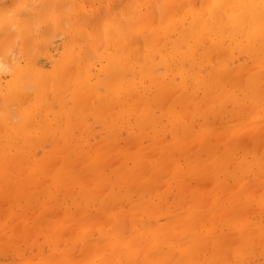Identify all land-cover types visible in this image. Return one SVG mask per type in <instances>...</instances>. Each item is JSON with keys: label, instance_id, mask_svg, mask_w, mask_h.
I'll return each mask as SVG.
<instances>
[{"label": "bare ground", "instance_id": "6f19581e", "mask_svg": "<svg viewBox=\"0 0 264 264\" xmlns=\"http://www.w3.org/2000/svg\"><path fill=\"white\" fill-rule=\"evenodd\" d=\"M95 1H98V2H101L104 4V14H102V16H100V13H96V15H95V13L90 10V12H92L91 17H90V14L84 13L87 11H83V10H85L84 8H86V7L92 8V4ZM120 1L125 2L126 0L125 1L120 0ZM198 1L199 0H167V2L165 3V5L163 7V10H160L159 17H161V18L158 19L157 16L154 15L153 13L151 15V12H152L151 10L153 9V7L151 5H149V3H145V4L141 5V4H138V0H130L129 3L127 0V3L125 4V6H122L120 8L121 10H124V11H121V12H123L122 15H125L127 13V18L125 20L123 18V20H124L123 21V20H120L122 18L119 19V16L120 17H122V16L119 15L118 12L116 13L118 5H117L116 10H115L114 0H0V129L2 130V134H3L2 137L0 135V139L2 138V142H3L4 138H5V140H8L9 143L14 142L15 143V144L13 143L14 146L10 147V149L15 148L16 145L20 144L21 140L26 139V138L23 139L22 137H24L25 135L27 136V134L31 133L32 131H33L32 132V134H33L35 131L38 130L37 128L41 127L45 132L48 130V127H49V129H51V127L48 126L49 123H51V122L52 123L55 122V124H53V126H52L53 128L56 127V125H58V128H63L65 126H66V128H70L67 125L69 124L68 122H70V119H71V123L69 126H71L72 124L76 125V126L72 125L73 127L71 126V128L69 129V133H68V131L64 132V136L61 139L62 140L64 139L65 142H67L68 140H66V136L70 137V135H71V137L73 139L67 138V139H70V141L72 140L71 142L68 141L70 143V146L68 148L69 149H72L70 147H73V148L77 147V148L75 150L74 149H72V150L68 149V151H71V152L67 153L68 157L67 158L65 157L66 159H64V158L62 159V157H64V156L58 155L59 157L62 156L60 158L57 157L59 160H61V161L63 160V162H61L62 166L60 165V167L59 166L53 167L51 169V171H53V172H51V174L54 176L55 174H53V173H55V171H57V174H60L61 171H62V173L60 176H58L57 174L55 175L59 179H57L56 177H53V176H52L53 178L49 177V179L52 180V182H56V181L59 182V180L61 182V180H62V182L64 183V181L67 182V179H66L67 177H69V178L71 177L72 179L74 178L73 181H75V180H77L76 178L80 177L79 171L81 169H85V168L91 169V170L93 169L92 171L95 170V173L98 174L99 173L98 172V170H99L98 166H96L95 168L94 167L90 168L91 165L87 164L89 166V167H87V165L85 164V162H86L85 160L89 161V159L92 158V155L90 152H89L90 153L89 156H91V157H88L86 155L83 156V154H82V158L83 157L85 158V159H83V161H85V162H83L82 165L84 166V164H85L86 167L85 166H84V168H83V166H82V168L80 167L81 169L78 170V173H76V172L74 173L72 171L70 165L73 162L71 163L69 161L71 159H68L69 156L70 157H72L73 155L77 156V153L80 151H83V153L85 152L84 149L79 150L80 148H82L80 146L81 145L84 146V144L80 143L81 142L80 140H82V139L79 140V137H78L79 133L78 132H80V135H82L81 133L84 131L86 132L88 128H86V127L83 128V125H85V124H81L82 127H79L78 129L83 128L85 130L84 131H83V129L80 131L77 130L75 133L76 137H75L73 131H75L74 129H77L76 127H77V124L79 123V121L81 122L83 118H86L88 120V118L91 117V116L87 117V115H90V113L88 114L87 112H85L88 110L90 112H92V110L89 109L90 106L89 107L87 106V108H86V106H84V105H87V104L92 105L94 103L95 106L94 105H92V106L96 110H94L91 106V108L93 109V112L95 111L94 114H96V112L102 113V115H99L101 118L98 116L99 117L98 122L100 120V124L103 123L104 118L105 119H106V117L111 118L114 111L113 112L111 111L112 113H110L108 115L107 114L108 110L109 111H110V109L113 110L116 107V109H118V110L117 111L115 110V113L113 115V119L115 121L112 119L113 120V121L111 120L112 124H113V122H116V120H118L117 122H119V125H121L120 122L122 120L123 122H125L123 127H125V125L127 123V124H129L127 126L130 127V130H134L135 128H137L138 135H137V132L136 133L134 132L136 135L135 138H137V137L139 138V136H141V135H139V133L141 134V131H140L141 129L143 130V135H145V134L147 135L148 131L151 132V134H153V133L159 131V129H160V131H164L163 128L165 127L166 124H169V127L165 128L166 132L169 131L170 133H172V131H174L176 133V132L181 131V133H178V134L174 133V135H176V142L178 143L177 148H171V147L169 148V146H166V145L161 146V148H157L158 150L156 152H154L155 154H157L155 156V158H156L155 160H154V158H152L153 157L152 155L149 156L150 158L153 159L152 162L155 161V162H153L154 165H151L152 163L149 161L151 159L148 157V155H145L144 151H143L144 154L140 155L139 152H142L141 150H143V149H141L139 147V145H137L138 149L136 147V149L138 150V151H136L137 153L134 152L133 154H132L133 151L131 153H130V151L129 152L126 151L127 152V154H126L125 150L119 149L122 151L120 153H122V154L124 153L125 156L122 157V155L119 153L120 156L117 158H119L121 161H123L124 165L118 159V161L121 162L120 166H122V167L119 166V169L118 170L116 169V172L118 171L117 173L115 171H114V173H112V172L111 173H112V176L116 175V177L113 176V178H115V180L117 178V180L119 181V179H120V181L117 182V180L115 181L114 179L110 178V182H108L107 179L105 181L103 179V181L101 183H106V184H104V186L109 185V184H107V182L112 184L111 180H114L115 182H117V184L114 181H113L114 182L113 184L118 185V186L120 185V187L115 186L113 184H112V186L121 188L122 187L121 184L125 183L124 177L129 176L128 177L129 179L126 178V179H128V180H126V183L129 182V183H127V188L129 187V189H130V187H132V185L134 184L132 177L134 179L136 177V175L140 176V174H138V173H141L140 171H142V169L147 170L146 172H147L149 178L151 179V177H152L153 179H151V180H153V181H158L160 178L159 177L160 174H161V176L163 174L167 175L168 170H169L170 175L168 174L166 178L168 179L169 176H171V177L173 176L171 180L170 179L166 180L168 182L169 187L172 186L170 181H172L173 184L176 183L174 185L178 186L179 185L178 183L181 182L180 181L181 179H179L178 181H174L173 179H175V180L178 179L183 168L180 167L181 165L179 163H177L178 161H176V162L173 161L174 156H168V154L170 151H173V149L175 151L177 150V153H181L182 151L187 150L188 146L190 148V144H195V142H197V143L199 142V150L197 149V151L195 153V157L192 160L189 158H184V160H185L184 163L186 162V160L187 161L189 160L188 164H185V165H187V169L189 168L190 173H192V172L194 173L193 175L196 178H198V179L200 178V180H201V178L202 179L207 178L206 173H207L208 169H211L210 172L212 171V175L214 177L212 176L210 178L213 180V183H214V181L218 182V180H219V182L216 184L218 187V184L221 185L223 183V181L224 182L227 181L226 179H228L229 177H233V178H229V180L234 179L233 181L234 182L237 181L236 183L239 186L241 185L242 180H244L243 179L244 177L246 178V177L250 176L248 178H250V179L253 178V181H254V178H257L258 177L257 175H259V174L260 175L262 174L261 176L264 177V153H261L264 151H260L257 148H256L257 149L256 150L255 149L256 145L253 147V149H251V151L250 150H244L245 148H243L241 146L242 144L240 142L241 145L235 144L234 147L230 146L231 148H233V152H232V150H230L231 149L230 147H227V149L230 148L229 150L231 151V153L229 152V150L228 151L226 150L227 152L223 153V151H222L221 152L222 154H215V152L211 149V145H212V142H214L213 139H215V136L217 134L216 129L212 133L210 132L211 134H210L209 138H211V139L213 138L212 139L213 141H212L211 139H209L207 137H205V138L203 137L204 138L203 139V138H201L202 136L201 137L196 136L199 133H197L196 135H193V132L188 128V126L184 127V126H182L183 125L182 123H181L182 124L181 125V124H179L180 122L177 121V119H180V114H181V118H182L180 121H183L184 116L188 115L187 117L190 118L189 116L192 115V117H193L196 115V113L199 114L202 111L205 112L202 116V118L204 117V119H205L206 116H204V115H206L209 112L211 114L213 111L219 112V109L224 108V106L226 105V102L228 101V102H230V104L228 103V105L230 107L232 106L231 107L232 111H230V113H232V114L234 113V116H236L237 119H240V121H241V120L245 119L246 117L249 118V119L246 118V120H248V121H246V120L245 121L247 122V125L249 124L248 125L249 127L252 125L253 129H250V131H251V133L253 132V135L255 133H257V131L261 130L260 127H264V125H261V124H264V121H261L260 124H258V127H256L257 124H255L257 121L254 122V120H256V119H258V122H259L260 119L262 117H264V115H262L264 113H260L262 108H264V107H262V104H264V0H200L199 6H197ZM176 3L178 4L179 11L183 10V13L180 11V13H182L183 16L180 13H177V14H179V16H177L175 18L174 15H176V12L178 11V7H176L177 11L175 10L173 12L172 10H174ZM115 4H117L116 1H115ZM180 8H182V9H180ZM33 14H35L34 15V21L41 20V25L37 24L39 27L38 29L41 30L40 34H38L39 30L37 29V27H33L34 26L33 24L31 26V22L33 20L32 19ZM85 14L88 15V17ZM92 15H94V16H92ZM180 15H181V18H180ZM98 16H100V17L98 18ZM151 16L153 18H155L156 21L158 20L157 23L155 20H153L151 18ZM100 18H101V21L105 23L104 25H107V27L104 29H101L96 24V23H98ZM149 19H150V21H149ZM146 21H147L148 25L150 26V29H148V32H147V30H144L143 32L139 33V29H140L141 25L143 23H145ZM154 21H155V23H154ZM152 23H154V24H152ZM49 25H50V27H49ZM88 27H90V29L91 30L93 29V30L92 31L90 29L88 30ZM114 30H116L118 32L112 35L111 31H114ZM145 32H147V34H145ZM175 34H176V37L171 40V37L174 36ZM108 38H110V39H108ZM159 38L162 39V41ZM141 42L143 43V45L141 44ZM162 42H165V43H163L161 45V47L158 48V46L156 44H159ZM82 44L86 45L87 47L83 45L84 48L81 51V55L82 54L83 55L82 56L80 54L79 55L81 58H83L85 60L82 59L83 60L82 61L80 59V61H82V63H80V61L78 63H76L77 61L75 59L77 57H75V55L77 54L76 53L77 49H80L82 47ZM140 45L144 46V50H141L143 47L140 48L141 47ZM166 45L169 46L170 52H168L169 49L167 48ZM145 47H146V49H145ZM181 47H183V49L184 48L185 49L187 48V49L186 50L184 49L185 51L182 52ZM137 48H139L140 54L142 52H145V51L148 53L147 56L145 57L144 63H142L141 65L136 64V60H137L136 57H138V54L135 55V53L138 52V51H136ZM165 49H167V51ZM179 49L182 53L179 52ZM164 50L166 52H164ZM87 51H89V54H90V52L92 54L96 53L97 54L96 58H98L101 61L106 63L105 65L107 67L102 68L101 67L102 63H99L100 60H96V62H95V63H98L99 64L98 66H100L102 68L103 76L104 75L106 76V79L102 80V83L105 86L106 91H107L106 93L110 94L112 96V98H114L115 102L111 101L112 98L107 99L108 95L102 96L98 92H96L95 86L98 85L99 83L98 82L95 83V82L91 81L93 74L91 75V74L87 73V75H89V76H87L85 74V66H83V64L85 65V64L89 63L88 59L90 58V55H91V54L89 55ZM197 51H198V53H197ZM226 51H227V53H226ZM234 51H235V54H236V51L237 52L239 51L238 52L239 54L237 53V55H241V56L244 55L242 53L246 52L245 55L247 56L249 61H247V58H246L245 62H243L241 60L243 63L239 60L238 63L239 62H241V63L238 64V66H237V62L233 63L238 59L237 55H236V57H235V54L232 56ZM156 52L162 56L163 60H160V62L163 61L166 68H168L167 70H169V68H171V70H173L172 67L174 65L176 70H178L181 73V75H180V73H179V75L183 79L190 78L189 80L192 82H195V84L197 86H195L194 83H193L194 85H192L191 82L188 81L189 89H190L191 85L194 88L191 87L190 90H186L185 88H187L188 86L186 85V87H185V85H184L185 81H182L183 79H181V81L183 83L180 80H179L180 82H177L178 77L176 78L177 84H175V82H174L175 85L172 86L171 82L173 83V80H175L174 77H176V75L174 73L172 74V75H175V76H172L173 80L167 79L168 81L165 82L163 75H161L159 77H161L160 79H162V78L163 79L158 81L159 77L156 79V77L154 76V73H153V67H155V66H153V63H154L153 60H155L153 57H156L154 55ZM179 53H181V56L186 57V61L191 60L194 62L197 59V57L207 59V61L210 64L206 60H203L204 62H202L201 64L206 62V64H205L206 67H207V64L209 65V67L213 65V69H212V67L210 69H209V67L207 68L208 71L212 70L211 73H213V74L208 72L209 74H207L208 75V77H207L206 72H203V70L205 71L206 68L203 69L204 67L202 68L201 67L202 65H200V63H196L198 65L197 71L200 68L199 71L202 75L205 73V75L207 77L206 80L202 79V78H204L205 75L202 77L200 76L199 79L197 78L200 75L198 73L199 71L198 72L196 71V74H198V76H196V75L191 76V75H194V72L191 75L182 74L183 73V71L181 72V69H183L182 64H181V62H179V59L177 58V55H176ZM223 54L226 56L228 54L227 59L231 55V57H233L234 61L232 62L230 59H228L229 62H226ZM83 56H85V57H83ZM88 56H89V58H88ZM208 56H209V58H208ZM139 57H140V59L142 58L141 56H139ZM139 57H138V59H139ZM213 57H214L213 63L215 62V64L212 63V65H211L210 59L211 58L213 59ZM199 58L196 61L202 60ZM235 58H237V59L235 60ZM140 59L138 61H140ZM85 61H87V62H85ZM230 62L232 65L236 64L235 67L232 68L231 67L232 65L230 64V68L229 67L227 68V66H229V64H227V63H230ZM69 64H70V67H69ZM72 64L75 67L74 72H72V69H71V66L73 67ZM186 64H187V62H186ZM90 65L93 66L94 64L92 63ZM158 66H161V64L156 65L155 68L157 69ZM191 66H193V65H191ZM66 68H68V69H66ZM155 68H154V70H156ZM175 68H174V71H175ZM69 69H70L69 76H72V75L73 76L70 78H67L65 76V74L67 71H69ZM191 69H194V68L191 67ZM191 69H189V70H191ZM201 69H203V70L201 71ZM157 70H159V69H157ZM171 70H169V74H171ZM192 71H194V70H192ZM175 73L177 74L176 71H175ZM129 74H133L134 76H136L135 78L140 77L139 78L140 83H141V79H142V82H146L145 79L147 78V80H148L147 83L148 84L150 82L152 83V89L150 90L149 88L151 86L148 88V85H147L146 86L147 89L144 88V89L139 90L138 88L140 86L139 87H136V86L141 85L142 83L138 84L137 81H134L135 80L134 77H132L134 80H127V75H129ZM210 74L212 76L211 78H209ZM100 77H102V76H100ZM165 77L166 78L170 77V76L168 77V72H167V75H165ZM186 77H188V78H186ZM208 78H209V80H207ZM25 79L28 80V82L27 81L24 82ZM143 79H144V81H143ZM168 82H170V83H168ZM186 82H187V80H186ZM188 83H186V84H188ZM225 85H227L228 88L231 85V88H229V90H227L228 88L225 87ZM32 86L34 89L28 90L29 88H32ZM100 86L101 85L97 86V88L99 87L98 89L102 91V87L100 89ZM174 86L176 89H179L178 90L179 93H178V91L176 92ZM182 87L184 89H181ZM195 88L197 89L196 90L197 92L199 91L198 88H200L201 91H199V92L201 94H203L201 101H198V99L196 100V98L198 97V96L196 97V95H198V94H196ZM215 88L218 90H216ZM68 91L70 93H73V95H74L71 98V99L75 100V102H73V104L75 105V103L77 102L75 105L74 111H72L73 112L72 114H71L70 107L68 108V109H70V112L67 109H65L67 107L65 105L66 104L65 102H68V101H66V99H63L66 97V95H67L66 92H68ZM174 91L178 96L174 93ZM193 91L195 92V94ZM47 93L52 95V98L54 99V101L51 100L52 103L55 102L53 104H55L56 106L59 105V106H57L59 108V110L56 109V107H55V111L57 110V113H54L55 118H53L51 116L53 121H52V119L50 121H48L50 119V118L48 119V117L50 116V111H53L54 106L49 101L50 99L49 100L47 99V97H48V96H46ZM65 93H66V95H65ZM30 94H34L35 96H30ZM171 94H173L172 96H175L176 99L178 97V100L180 101V105L178 104L176 107H179V106L182 108L186 107L185 108V110H186V109L190 108L189 104L190 105L192 103L197 104L199 102L201 105H202V103L207 104L206 107L209 111L206 108H201V107L197 108L198 105L197 106L195 105L196 106L195 107V106H193L194 104H192V107H191V108L194 107L193 108L194 112L192 111V113L190 112L191 109H189V112L188 111L186 112V111L182 110V108H180V107L177 109L172 108V107H174V106H172V104L174 102H171V105L168 104L170 101L167 103L169 98L174 100V98L171 96ZM216 95H218V96L215 97ZM81 99L83 100V102ZM64 100H65V102H64ZM88 101H90V103ZM164 101H166V104L163 103ZM206 101H207V103H206ZM47 102H49V103H47ZM176 102L174 103L175 105H176ZM80 103H81V105L86 103V104L81 106V108H84L83 109L84 111L80 108ZM162 104H163L164 108H167V106H166L167 104L170 105V107L168 106L169 111L167 109H163ZM213 104H215V106L217 105L216 106L217 108L216 107L213 108L214 107ZM186 105L188 106V108ZM208 105H210V108ZM221 105H223V107ZM12 107L17 108V112H16L17 114H13ZM135 108H139V109H136L137 112H136V110L134 111V112H136L135 114H137V113L138 114L136 117H134L135 114H133L132 115L133 118L132 117L131 118H132V121L134 123L135 122L136 123L133 124V122L127 118L126 119L129 122L128 121L126 122V120L123 119L124 118L123 115L126 113L125 117H128L132 113V112L130 113V111H133ZM170 108H172V110H174V111L177 110L178 112L172 113V110ZM79 109H81V111H79ZM212 109H214V110L212 111ZM76 110H78V112H80V114L77 112L79 114V116L75 118L73 114H76ZM102 110H103V112L105 110H107L106 111L107 113L105 112L106 114H104L102 112ZM181 110L184 111V113L182 112L183 115L181 113ZM221 110L220 111L223 112V111H225V108L221 109ZM255 110H257V113ZM118 111H121L120 113L122 114V112H123L124 114H122V115L119 114L116 117L117 118L116 119L115 115L119 113ZM156 111H159V114H158V112L156 113ZM253 111H255V113H256L255 115H254ZM81 112L83 114H85V113H87V114L83 115V114H81ZM164 112H166V114ZM185 112H186V114H185ZM221 112H219V113L224 114L226 111L223 113H221ZM94 114H92L93 118L95 120H97L95 118ZM162 114L163 115L165 114L166 117L169 115L172 116V118L171 117L170 118L175 120V122L172 120L171 123L170 122L167 123L166 119H163L165 116L163 117ZM175 114L177 115V117L178 116L179 117L175 118V116H176ZM227 114H225V115H227ZM51 115H53L52 112H51ZM71 115H73L75 120L72 117L69 118V116H71ZM81 115L84 117L80 118ZM256 116H258V118ZM17 117L20 119H15ZM96 117H97V115H96ZM238 117H240V118H238ZM243 117H245V118H243ZM58 118L60 121L58 120ZM110 118H108V119L110 120ZM56 119L59 121V123H57L58 121ZM61 119H63L64 124H66V121H67V124L62 126L61 125L62 123L60 124V122L62 121ZM161 119L165 120L164 121L165 123L162 124ZM72 120H74V121H72ZM158 120H161V121H159L161 123L159 125V128L156 125V124H158L157 123ZM13 121H15V122H13ZM84 121H85V119H84ZM106 122L109 124L108 121H106ZM130 122H132L133 126L134 127L136 126V127L132 128L131 127L132 124ZM173 122L174 123L178 122V123L174 125V124H172ZM52 123L50 125H52ZM108 124H106V126H104V128H109V127H107ZM116 124L117 123L113 124V126L109 125L110 128H112V131H113L114 125H116ZM162 125H164V127ZM180 125L182 126V128L184 130L183 129L180 130V128H179ZM259 125H260V127H259ZM127 126L125 128H127ZM171 126H175V127H172V128H174V130H172ZM58 128L56 127L57 130H54V129L53 130L59 131ZM72 128H74V129L72 130ZM185 128L188 130H186ZM166 129H168V131ZM223 129H225V128H223ZM262 129H264V128H262ZM66 130H68V129H66ZM105 130L107 131V129H105ZM128 130H129V128H128ZM204 130L207 133H209V131H211V129H209V131H208V129H204ZM39 131L43 132V131H41V129ZM135 131H136V129H135ZM72 132H73V134H70ZM110 132H111V129H110ZM110 132H108L109 134L107 133V135L112 134L110 136L113 137V135H114L113 132L112 133H110ZM47 133H48L47 135H49L50 138L46 135V133H44L45 135L43 133H41L42 136L40 139L39 136L41 134L39 133V136H38L39 139H36L38 142L34 140L35 136L33 137L31 135V137H33L32 139L34 140V142L32 140L31 143L33 145H35L34 143L37 142L38 144L36 143V145L38 146L39 142H40V144L42 142H44V141H41L43 139L44 140L48 139V141H53V139H55L57 141L58 139H60L59 138L60 134L57 135L59 132L57 134H55L53 131L51 132L52 134H49L50 132H47ZM53 133L55 134L54 136H52ZM214 133H216V134H214ZM35 134H38V131ZM35 134H33V135H35ZM129 134H130V136L133 135V133H129ZM129 134H128V136H129ZM155 134L157 135L158 133H155ZM155 134H153V135L149 134V135L152 136V138L154 137L153 139L157 140L158 137ZM73 135H74V137H73ZM116 135L117 134H115V136H114V137H116V139H114V140L117 141V137H119V134H118V136H116ZM212 135H214V136H212ZM220 135H221V133H220ZM220 135H218V140H220ZM253 135H252V140L255 141L256 138ZM51 137H53V138H51ZM57 137H58V139H57ZM107 137L109 138V136H107ZM111 137L109 139H111ZM155 137H157V138H155ZM16 138L18 139V141L16 140ZM29 139H31L30 136H29ZM29 139L27 138L26 141ZM14 140H16V142ZM73 140L76 143L78 141L79 144L78 143L72 144ZM138 140H141V139H138ZM152 140L150 138L149 141L152 142ZM56 141H54V143ZM158 141H159V139L157 140V142ZM215 141H217V139H215ZM235 141H236V139H235ZM68 142H67V144H69ZM258 142L259 141H256L255 143H258ZM26 143H30V141L29 142L27 141ZM134 143H136V142H134ZM153 143H154V141H153ZM158 143H160V141ZM227 143L228 142H226L225 144H227ZM0 144L3 145L5 143H0ZM7 146H9V145H7ZM7 146H4V147L1 146L0 147V164H1V161L3 160L2 166L0 165V177H1L0 181H2V182H0V184L5 185V187H4L5 189L8 186V183H9V185L12 184L10 182V180L12 181L11 178H13L12 171H11V168L12 169L14 168L11 165L13 162L16 164V166H15V164L13 163V166H15L17 168V170L14 168L15 169L14 171H17V172L19 171L18 172L19 174H20L21 169L22 170L28 169V171H30V173H32V175L33 174L38 175L37 174L38 172H40L41 170L42 171L44 170L42 167H41V169L38 167L40 169V171L36 172L38 168L36 170L34 168H36L35 166L39 165V163L35 164L33 166L34 168L31 166L32 164L30 165L31 167L27 166V165H29V163H26V159H27L28 155L30 154V151H31L30 147L28 148V150L26 149V152H24L27 155V157L24 158L25 154H23V151L19 150V149H21V146L20 147L17 146L18 149L16 147L15 148V150L17 149L16 151L14 149H12L14 151V153L18 152V150H19V154L17 153V155H16V153H15V155H14V153H13V154L9 155L10 157L5 155L6 153H4V151L6 149L8 150ZM22 146H23V144H22ZM37 146H36V148H37ZM26 147H28V145ZM38 147H40V145ZM183 147L185 148V150H182ZM4 148H6V149H4ZM25 148H23V149H25ZM36 148H34V149H36ZM139 148L141 149L140 151H139ZM239 149H240V151H239ZM179 150H181V152ZM72 151L73 152L76 151V154L73 153ZM257 151H258V153H257ZM8 152H9V150H8ZM102 152H105V151H102ZM108 152L109 151H107V153ZM239 152L240 153L242 152V153L240 154ZM21 153L24 156H21L19 158L18 156ZM71 153L73 154L72 156H71ZM107 153H105V154L107 155ZM129 153L132 155H130ZM235 153H238L241 156L238 157L239 155L237 154V156L234 158V156L236 155ZM87 154H88V151H87ZM34 155H36V153ZM128 155H130V156L128 157ZM94 156H95V160L93 159V161H89V162L93 165L94 164L97 165L96 160L98 159L97 158L98 156H97V154H95ZM176 156H177V154H176ZM13 157H14V160L17 159L16 160L17 162H15L13 159L9 160ZM230 157L232 158L233 161L236 160L235 164H233L234 166L232 165L233 167H231V169L228 168L229 167L228 161L230 162V164H232L231 163L232 160ZM247 157L252 158L253 161H251V159L248 160ZM29 158L31 159V155L29 156ZM34 158H35V156H34ZM22 159H24L25 161L23 162ZM130 159L132 161L131 164L133 163L132 166L130 164L131 167L128 166L129 164L127 165V160L129 161ZM145 159H147V161ZM36 160L34 163L41 160V158L39 160L38 159H36ZM140 160H145L147 162L143 168L140 165ZM177 160H179V159H177ZM41 161L43 162V160H41ZM71 161H73V159ZM21 162L23 164H20ZM27 162H29V160ZM8 163H11L10 164L11 168H9L10 165H8ZM51 163L52 162H50V161L47 162V164H48L47 167L43 164L41 166H44V168H46V170H47V169H49V167H52L51 165H54ZM129 163H130V161H129ZM149 163H151V164H149ZM226 163H227V165H226ZM17 164L19 167L17 166ZM40 164H41V162H40ZM22 165H24V166H22ZM65 165H69V167H64ZM4 166L6 169L8 168L10 170H8V169L6 170L4 168ZM25 166H27V167H25ZM23 167H25V168H23ZM147 167H148V169H146ZM30 168L34 169L36 173H34V170H30ZM96 168H97V170H96ZM120 168H121V171H120ZM236 169L239 171V173H238L239 175L235 174ZM252 169L255 171V173L253 172L255 174V176L251 172ZM233 170H234V172H233ZM4 171H6V172H4ZM162 171H163V173H161ZM23 172H24V170H23ZM120 172H121V175L123 176V178L121 175H119ZM170 172H172V173H170ZM249 172L251 173L250 175H249ZM30 173L28 174V178L26 177L27 181L29 180L30 177L32 179H35L37 177V176L34 177V175L32 177L30 175ZM66 173L68 176L64 175ZM221 173H225L224 174L225 176H223V174H222V177L224 178V180H222L223 179L222 177L220 178ZM232 173H234L233 176H231ZM22 174H24V173H21L20 175H22ZM69 174L73 175V176L75 175L76 177L70 176ZM100 174L101 175H99V176H101V177L102 176H105L106 178L110 177L109 175L102 173V171L100 172ZM227 174H228V178L225 179ZM240 174H242V175L244 174L243 176L241 175L242 180L240 178ZM245 174L246 175L248 174V175L246 176ZM5 175L11 177L9 179L8 183H7V180L9 177L7 178V176H6L5 178H7V179L3 180V177ZM117 175H118V177L119 176L120 177L118 178ZM176 175H178V176H176ZM218 175H219V177H218L219 179H216V177ZM252 175H253V177H252ZM260 175H259V177H260ZM64 176H67V177H64ZM14 177H17V176L14 175ZM20 178H18V179H20ZM31 178H30V180H32ZM61 178H64L66 180L63 181V179H61ZM71 178L68 180L69 182L70 181L72 182ZM154 178L155 179L158 178V179L154 180ZM214 178L216 180H214ZM239 178L241 180V181L239 180L240 182H238V180L235 181V179H239ZM54 179L56 181H54ZM220 179L222 180V183H220V181H221ZM14 180H15V178H14ZM16 180H15V182L19 181V180L18 181H16ZM24 180H25V178H24ZM79 180L80 179H78L76 181V183L80 182ZM131 180H132V182L130 183ZM4 181H6V183ZM122 181H123V183H122ZM31 182H33V181H31ZM147 182H149V181H147ZM255 182L256 183H253V185L250 182V185H251L250 187H252V186L254 187L255 184H258L259 181H257V179H256ZM262 182H264V181H262ZM22 183H24V182H22ZM19 184H21V182L18 183V186H19ZM25 184H26V182H25ZM69 184H71V183H69ZM148 184H150V183H148ZM225 184L227 185L226 182H225ZM225 184H222V186H219L218 189H223ZM16 185L17 184H15L14 187H18ZM64 185H66V184L64 183ZM77 185H78V183H77ZM237 185L235 186V188L237 187ZM247 185L249 186V184H245V186H247ZM261 185H264V184L261 183ZM46 186L47 185H45L44 187H46ZM97 186H102V185H100V183H99V185H97ZM181 186L179 185L178 187L181 188ZM196 186H195V189L197 188ZM239 186L237 188H239ZM14 187L9 188V186H8L9 189L7 188L8 189L6 191L7 194H8L9 190L14 189L13 191H16V189ZM115 187H113V189H111V194L115 193V191H114ZM214 187H215V184H214ZM217 187H215L216 190H217ZM73 188H75V187H73ZM122 188L125 189L126 186H125V188L124 187H122ZM242 188H243V186L241 185L242 191H244V189H246V188H244V189H242ZM182 189H183V187H182ZM188 189L186 191H188ZM96 191H94L93 194H96L99 192V191L98 192H96ZM179 192H180V190H179ZM191 192H189L191 199H194V204H193L191 209L194 208L196 211V208H198L197 211L199 212V209L202 208V207H199L197 205V203H199V201H198L199 197H198V199H196L197 198L196 194L194 192L193 193H191ZM9 194H12V191ZM14 194L16 195V192ZM14 194L8 195V196H13ZM68 194H71V193H67V195ZM92 196L94 198L96 197V195L95 196L92 195ZM194 196H196V198H193ZM89 197H87V200L85 201L86 202L85 208L87 207L89 202L92 204H96V202H97L96 199L91 197V195ZM257 199H254V202H256ZM73 200H70V201H73ZM191 201L193 202V200H191ZM196 201H197V203H196ZM258 201H259V199H258ZM261 202L264 203V200H261ZM256 203L261 205V206H264V204H260V201L256 202ZM239 206H241V205L240 204L236 205V207H235V209H233V211L235 210L234 212H237V213L239 212V211H236L237 209L242 211ZM243 206H244V204H243ZM218 208H220V207L218 206ZM218 208L214 209L216 211L215 212L216 214L214 213L213 215H217L218 213H219V215H221L220 214L221 211ZM142 209H144V208H142ZM194 209H193V211H194ZM193 211L189 210L190 213ZM262 211H264V210H262ZM239 213H238V215H239ZM261 213H264V212H261ZM10 214H11V212H10ZM191 215H192V213H191ZM199 215H200V213H197V215L194 214V216H197V217H199ZM230 217H231L230 219L228 217V220L231 221V219L233 218L231 221L233 224L234 218H236L238 216L233 214V216H230ZM259 217H260V215H259ZM111 218L112 219H109L110 222L114 221L113 219H116L117 217H114V218L111 217ZM192 218L194 219V217H192ZM225 219H227V218H225ZM249 219H251V218H249ZM191 221H192V219H191ZM193 221L195 222V225L193 226L192 229H194L195 226L197 227L196 224H198L197 222H199L198 218L196 220H193ZM250 221H247V222H250ZM239 222L236 219L235 224H233V226H235V228L238 227L237 225L239 224ZM251 222H250V224L247 225L249 227L252 226L251 229H248V227H247V229H245V228L243 229L242 227H240V228H242L241 230L244 234L241 232V230H237L238 232L241 233V235H240V233H237L234 230L235 228L234 227L232 228V226H231V228L226 230L227 232H224L223 234H217L219 236V239H220V240L218 239L217 242L219 243V241H220V243L218 244V247L215 246V245H217L216 244L217 242L214 244L215 247L210 246V248H209V246H208L207 249L209 248V250H210L209 252L211 254L208 252L206 256H205V253L208 250H206L205 248L203 250V245L205 246V244H203V241H206L210 237L211 233L209 230L206 231V233H204V235L206 237H204V235L201 233L203 237H199V238H201L203 240L200 239L199 240L200 242L197 241V244H199V245L197 247L196 246L195 247L202 250V251H200V250L197 251V249L193 247V251L194 250L196 251L193 253H194V255L196 253L198 256H200L199 254H201V256L204 254V259L201 258L202 259V261H201V259H200L201 256L199 257V259H200L199 260L197 258V256L195 257L192 253L189 255V257L192 255L190 257V259L194 256L193 258H195V260L197 259L196 261H200L199 262L200 264H202V262H204V261L206 264H208L210 261H212V264H214V261H215L214 258L216 257V255L218 254L217 255L218 258L221 257V255H222L219 252V250H220L219 246L223 247L227 250L229 249V247H230V249L233 247V246H231L232 243L230 242V240L227 241L225 239V238H228L227 235L226 236L224 235L225 233L227 234V233H230L231 231H234V233L236 232L237 234H239V236H241L240 237L241 242H242V240H244L246 242L247 241L246 237L248 238V240H251V241H253V239H255V238L257 239L259 234H257L258 236L255 234L259 231L261 232L262 229H264V227H262V226H264V224H262L261 229L258 230L257 227L259 225L257 224L258 226L255 225L256 228H253V227H255L254 224H256V223H253V222L251 223ZM12 223L15 224V222H12ZM112 223H115V222H112ZM189 224H191L190 227H192V225L194 223L192 224V222H190ZM227 224H228L227 225L228 227L231 225V224L229 225V222H227ZM6 226L10 228V231H12V229H14V227L16 225L11 224L10 226H8V225H6ZM101 226L103 227L104 224H102ZM198 226H199V224H198ZM109 228L111 230H109ZM109 228H108L109 231H108L107 236L103 233V235L106 236V238H105L106 241H107L108 236L110 237V235H111L110 232H113L112 231L113 229L111 227H109ZM240 228H238V229H240ZM98 229H99V232L104 231L106 233L105 228L102 229L101 227H99ZM189 229H187L188 232H190ZM231 229H233V230H231ZM4 230H6V229H4ZM106 230H107V227H106ZM219 230H222V229H219ZM252 230L253 231L255 230V231L252 232ZM149 231H152V232L150 233L147 231L148 233H150V236L147 237L146 239H149L153 235L152 237H154V236L156 237L153 239H155V242L157 243V241H159L158 240L159 237H157L156 234H153L152 229ZM163 231L164 230H160V232H162V234H163L162 238H165V242L163 241V243L166 244V243H168V241H166V238L169 237L168 235H170L171 239H173V235L168 234L169 231H168V233L166 230L164 232ZM247 232L248 233L252 232V233L248 234ZM148 233L143 232L142 236L144 235V237H146V234H148ZM79 234H80V236H79ZM101 234H102V232H101ZM262 234H264V233H260L261 237L259 236V238H264V235H262ZM74 235H78V236H74L75 239L72 242H75L76 239L79 240V242L81 241L79 249L83 248L82 252L84 254L89 252V253H87L88 255L93 253L94 251L97 252L100 248L102 249V251H104V249L110 251V249L112 250L114 248L113 249L114 253H113V251H110V252H112V254L110 256H112V255H115V253L119 254V251L122 250L124 247V245L122 243H120V241H119L120 239H118V241H119V242H117L118 245L115 243L117 241V239L114 241V244H116L115 247L113 245H111L112 244L111 242H113V241L112 240L110 241V238L108 240L109 242H107L106 245H105V241L102 242L104 239L103 240L100 239L101 243H99V246H98V244L94 242L96 239L93 241V239H94L93 237L95 235L94 233H83V234H81V232H79L78 234L75 233ZM103 235H101V236H103ZM249 235H251V236L249 237ZM253 235H255V236H253ZM199 236H200V234H199ZM144 237H142L143 239H141L143 242L146 241V239ZM195 237H197V236H195ZM222 237L224 238V241H225L224 244L223 243L221 244V242L223 241ZM242 237H243V239H242ZM253 237H255V238H253ZM5 238H7V236ZM192 238L195 239L194 237H192ZM126 239H129V238H126ZM153 239H151V240H153ZM171 239H169V242H170V245H173L174 242ZM132 240L134 242V239H132ZM132 240H127L126 243L131 242V244H133ZM162 240H164V239L160 240L161 243H158V244L155 243L156 246L158 245V248H156L155 245L152 246L151 248H154V249L156 248V250L160 249L163 246ZM187 240L189 241V239H187ZM187 240L185 242L188 245L190 243V241L187 243ZM190 240H192V239L190 238ZM193 241H191V242H193ZM244 241H243V243H244ZM12 242H13V244L15 243L14 240H12ZM98 242H99V239H98ZM139 242L140 241L134 242V246L135 247L141 246L143 244V242H140V244H139ZM195 242L193 243V245L196 244ZM8 243L10 244L9 240H8ZM82 243H83V245H82ZM94 243H95V245H94ZM103 243H104V245H103ZM229 243H230V245H229ZM243 243L241 246H245V247L248 246L247 243H244V244ZM9 244H8V246H9ZM13 244H11V245H13ZM108 244H110V246H112V248ZM119 244L123 245V246H120ZM14 245H16V244H14ZM107 245H108V247H106ZM221 245H226V246H221ZM97 246L99 249L97 248ZM102 247L103 248L105 247V248L103 249ZM119 247L122 249H120ZM126 247H127V245H126ZM172 247H170V248H172ZM239 247H240V245H237L236 248H233L234 254H237L236 251L238 250L237 251L238 255H236V256H239L241 253V252H239L240 251ZM90 248H92V249L90 250ZM106 248H108V249H106ZM127 248H125V249H127ZM130 248H131V246H130ZM173 248H175V247H173ZM173 248H172V250H174ZM217 248H218V250H217ZM55 250H57V249H55ZM148 250H150V249H148ZM205 250H206V252H205ZM181 251H182V248H181ZM185 251H186L185 255L186 254L188 255V253H190L192 251V249L190 252L187 250H185ZM199 251H200V253H197ZM215 251L218 253H216ZM110 252H109V254H110ZM122 253H123V251H122ZM55 254H53V256H55ZM109 254H108V256H109ZM163 254H160V255L153 254V255H155V256H153L150 253L151 256L149 255V257H150V259H149V257L147 256L148 255V253H147L146 254L147 258L145 256V259H148V261L151 260L150 262L152 264H160V260L163 259V257H162ZM208 254L210 255V257L211 256L212 257L210 258ZM213 254H215V255H213ZM234 254H233V256H234ZM125 255H127V254H125ZM53 256H50L51 258L48 257L49 263L53 262L52 264H60L58 262H61V264H66L67 261L69 260V262L67 264H70V263L75 264V262H74L75 259H73L71 256L70 257L67 256V258H66L65 255H62V256H64V258H66L62 261H60V260L63 257H61L60 255L58 257L56 254L55 259ZM124 257H121L123 261H124V259H123ZM189 257L188 256L186 257L187 264L189 263L188 259H187ZM154 258H156L157 260ZM50 259H53V260H50ZM109 259H111V258L109 257ZM127 259H130V256L127 255L125 258V261H127ZM184 259H185V257L182 258V260H184ZM209 259H210V261H209ZM54 260H55V263H54ZM195 260L193 259V263H196ZM63 261H64V263H63ZM118 261L119 260L117 259V262L116 261L115 262L117 264H128L132 261V259L128 260L126 263L121 262V261L118 263ZM137 261H136V264H137ZM153 261L154 262L156 261V263H153ZM157 261H158V263H157ZM47 263H48V261H47ZM181 263H182V261H181ZM193 263L190 262V264H193ZM199 263H197V264H199ZM105 264H111L110 260L108 263L106 262ZM132 264H135V263H132ZM146 264H149V262ZM183 264H184V262H183Z\"/></svg>", "mask_w": 264, "mask_h": 264}, {"label": "rangeland", "instance_id": "374dc122", "mask_svg": "<svg viewBox=\"0 0 264 264\" xmlns=\"http://www.w3.org/2000/svg\"><path fill=\"white\" fill-rule=\"evenodd\" d=\"M115 1H116V3L117 4H115ZM125 1V0H124ZM129 1L130 0H128V3H129ZM200 1V0H199ZM199 1L197 2V6H199ZM120 2V3H119ZM167 2V0H138V4H141V5H143V4H145V3H149V5H151L152 7H153V9L150 11L151 12V15H152V13L154 14V15H156L157 16V18L158 19H160L161 17H159V15H160V10H163V7H164V5H165V3ZM127 3V0L125 1V2H121L120 0H114V5H115V10H116V7H117V5H118V7H117V10H116V13L118 12V14L119 15H121L122 17H120L119 15V19L120 18H122V19H120V20H123V18H124V20L127 18V13L125 14V15H122V13L123 12H121V11H124V10H121L120 8L122 7V6H125V4ZM178 3V2H177ZM176 3V6L174 7V10H172L173 12L176 10L177 11V8L176 7H178V4ZM127 6V5H126ZM150 6V7H151ZM85 10H83V11H87V12H84V13H88V14H90V17H91V13L92 12H90V10L91 11H93L94 13H95V15H96V13H100V16H102V14H104V4L103 3H101V2H98V1H95L93 4H92V8L91 7H86V8H84ZM180 9H182V8H180ZM171 11V12H172ZM178 11H179V7H178ZM176 12V15H174L175 16V18L177 17V16H179V14H177V13H180V11L179 12ZM182 13H183V10L181 11ZM93 13V14H94ZM182 13H180L181 15H182ZM175 14V13H174ZM34 15L35 14H33V20H32V22H31V26H32V24L34 25L33 27H37V29L39 28L38 27V25L37 24H40L41 25V20H38V21H34ZM86 15V14H85ZM181 15H180V18H181ZM87 17H88V15H86ZM92 16H94V15H92ZM100 16H98V18L100 17ZM183 16V15H182ZM97 18V19H98ZM151 18L153 19V20H155V18H153L152 16H151ZM156 18V19H157ZM96 19V20H97ZM178 19V18H177ZM176 19V20H177ZM88 20V19H87ZM123 20V21H124ZM152 20V21H153ZM149 21H150V19H149ZM151 21V22H152ZM156 21V20H155ZM155 21H154V23H155ZM158 21V20H157ZM157 21H156V23H157ZM154 23H152V24H154ZM101 29H104V28H106L107 27V25H104L105 23L104 22H102L101 21V18H100V20L98 21V23H96ZM49 27H50V25H49ZM90 29V27H88V30ZM148 29H150V26L148 25V23H147V21L145 22V23H143L142 25H141V27H140V29H139V33L140 32H143L144 30H147V32H148ZM39 30V29H38ZM91 30V29H90ZM93 30V29H92ZM91 30V31H92ZM39 33L38 34H40L41 33V30H39L38 31ZM118 31H116V30H114V31H111V34L113 35V34H115V33H117ZM147 32H145V34H147ZM149 34V33H148ZM105 37V36H104ZM107 37V36H106ZM161 37V36H160ZM176 37V34L174 35V36H172L171 37V40L173 39V38H175ZM108 39H110V38H108ZM160 39V38H159ZM161 41H162V39H160ZM160 42V41H159ZM163 43H165V42H162V43H159V44H156L157 46H158V48L159 47H161V45L163 44ZM141 44L143 45V43L141 42ZM84 44H82V49L80 48V49H77V56L75 55V57H77L75 60L77 61H75L76 63H78L79 61H80V59L82 60L83 58H81L80 57V55H81V51L83 50V48H84V46H86V45H84ZM142 45H140L139 47L140 48H142L141 50H144V46H142ZM168 45V44H167ZM166 45V46H167ZM87 47V46H86ZM184 47V46H183ZM183 47H181V51L182 52H184L185 50L183 49ZM167 48L169 49V51L168 52H170V48H169V46H167ZM145 49H146V47H145ZM90 50V49H89ZM102 50V49H101ZM166 51H167V49H165ZM164 50V52H166ZM93 51V50H92ZM136 51H138L137 53H135V55H137L138 54V57L139 56H141L142 58L140 59V57H139V59H140V61H138L139 59H138V57H136V64H139V65H141L142 63H144V60H145V57L147 56V52L145 51V52H142L141 54H140V50H139V48H137V50ZM180 51V49H179V52H181ZM86 52V51H85ZM88 52V54H89V51H87ZM167 52V53H168ZM181 52V53H182ZM239 52V51H238ZM237 51H236V54H235V51L233 52V54H232V56L235 54V57H236V55H237V53H238ZM94 53V52H93ZM181 53H179V54H176L177 55V58L179 59V62H181V64H182V68L183 69H181V72L183 71V73L182 74H187V75H191L193 72H194V75H191V76H198V74H196V71H197V68H198V65L196 64V63H200V65H202L201 67L203 68V69H205V71L203 70V69H201V71L203 70V72H206V75L207 74H209V73H211L212 72V70L210 71H208L207 70V68L209 67V65L207 64V67L205 66V64H206V62L205 63H203V64H201L202 62H204L203 60H206L207 61V59H203V58H199V57H197V59L199 58V59H202L201 61L200 60H198V61H189V60H187L186 61V57L185 56H181ZM197 53H198V51H197ZM226 53H227V51H226ZM241 53V52H240ZM246 53V52H245ZM245 53H242V54H244L245 55ZM80 54V55H79ZM91 54V55H90ZM90 58H89V56H88V62L89 63H87V64H83V66H85V74L87 75V73L88 74H93V77H92V79H91V81L92 82H98L99 84L98 85H96L95 86V90H96V92H98L100 95H102V96H107L108 95V97H107V99H111L112 98V96L110 95V94H107L106 92V88H105V86L103 85V83H102V80L103 79H106V76L104 75L103 76V73H102V68L103 67H107L105 64V62H103V61H101L100 59H98V58H96V53L95 54H92L91 52H90ZM146 54V55H145ZM158 53L156 52L154 55L157 57H153L155 60H153L154 61V63H153V66H155L156 67V65H160L161 64V66H158L157 67V69H159V70H157L155 67H153V73H154V76L156 77V79L159 77V76H161V75H163V77H164V80H165V82L166 81H168V80H173V77L172 76H175L176 75V77H174V79L175 80H173V83L171 82V84H172V86L173 85H175V84H177V82H180L181 81V79H183L180 75H181V73L178 71V70H176V68H175V66L173 65V67H172V69L173 70H171V68H169V70H171V74H169V70H167L168 68H166V66L164 65V63H163V61H161L160 62V60H163L162 59V56L161 55H157ZM239 54V53H238ZM83 55V54H82ZM81 55V56H82ZM85 55V54H84ZM241 56V55H237L238 56V59L237 58H235V62H233L234 61V59H233V57H231V55L229 56V58L228 59H230L233 63H236L237 62V66H238V64H240L242 61L243 62H245V60H246V58H247V56L245 55V56ZM181 56V57H180ZM223 56L225 57V61L226 62H229V60L227 59V57H228V54H227V56L226 55H224L223 54ZM83 57H85V56H83ZM211 57V56H210ZM231 57V58H230ZM208 58H209V56H208ZM87 59V58H86ZM212 59V58H211ZM210 59V62H211V65H212V63H213V61H214V57H213V59L211 60ZM233 59V60H232ZM74 60V59H73ZM83 60H85V59H83ZM82 60V61H83ZM94 62H93V61ZM96 60H100L99 61V63H102V65H101V67L100 66H98L99 64L98 63H95L96 62ZM142 60V61H141ZM241 61V62H239L238 63V61ZM82 61H80V63H82ZM247 61H249L248 60V58H247ZM85 62H87V61H85ZM98 62V61H97ZM186 62H187V64H186ZM208 62V61H207ZM242 62V63H243ZM73 63V62H72ZM79 63V64H80ZM94 64L93 66H91L90 64ZM209 63V62H208ZM247 63V62H246ZM74 64V63H73ZM72 64V65H73ZM193 65V66H191V65ZM210 64V63H209ZM213 64H215V62L213 63ZM227 64H229V66H227V68L229 67L230 68V64H231V62L230 63H227ZM226 64V65H227ZM250 64V63H249ZM77 65V64H76ZM75 65V66H76ZM82 65V64H81ZM232 65V64H231ZM235 65L236 64H233L231 67L233 68V67H235ZM148 66V65H147ZM192 68H194V69H191V67ZM69 67H70V64H69ZM87 67V68H86ZM162 67V68H161ZM212 67V69H213V65L212 66H210L209 67V69ZM77 68V67H76ZM91 68V69H90ZM154 68L156 69V70H154ZM166 68V69H165ZM174 68H175V71L177 72V74L175 73V71H174ZM231 68V69H232ZM66 69H68V68H66ZM71 69H72V72H74V69H75V67H74V65H73V67L71 66ZM95 69V70H94ZM97 69V70H96ZM189 69H191V70H189ZM200 69V68H199ZM199 69H198V71H199ZM188 70V71H187ZM192 70H194V71H192ZM90 71V72H89ZM197 71V72H198ZM69 72H70V69H69V71H67L66 72V74H65V76L67 77V78H70V77H72V76H69ZM165 72V73H164ZM167 72H168V77L169 78H166L165 77V75H167ZM187 72V73H186ZM209 72V73H208ZM100 73V74H99ZM102 73V74H101ZM164 73V74H163ZM175 74V75H172V74ZM179 73H180V75H179ZM200 75L197 77L198 79H199V77L201 76H204L205 75V73L202 75L201 73H200V71L198 72ZM74 74V73H73ZM99 74V75H98ZM211 74H213V73H211ZM211 74H210V76H209V78H211L212 76H211ZM98 75V76H97ZM206 75L204 76V78H202V79H204V80H206V78L208 77V75H207V77H206ZM87 76H89V75H87ZM100 76H102V77H100ZM65 77V78H66ZM132 77H136V76H134L133 74H129V75H127V80H134ZM178 77V79H177V82H176V78ZM66 78V79H67ZM95 78V79H94ZM140 77H137V78H135V80L134 81H137L138 82V84H141V85H138V86H136V87H139L138 89L139 90H141V89H144V88H146L147 89V85H148V88L151 90L152 89V83L150 82L149 84L147 83V78L145 79L146 80V82H142V79H141V83H140V79H139ZM161 77H159V79H158V81H160V80H162V79H160ZM186 78H188V77H186ZM194 78V77H193ZM209 78L207 79V80H209ZM168 79V80H167ZM190 78H188V79H183L182 81H185V87H186V85L188 86L187 88H185L186 90H190L191 89V87L192 88H194L192 85H194L195 84V82H192V81H190L189 80ZM180 80V81H179ZM186 80H187V82H186ZM192 80V79H191ZM25 81H27L28 82V80H24V82ZM143 81H144V79H143ZM181 81V82H182ZM188 81H190L191 82V87H190V89H189V83H188ZM174 82H175V84H174ZM145 83V84H144ZM168 83H170V82H168ZM183 83V82H182ZM186 83H188V84H186ZM194 83V84H193ZM99 85H101L100 86V89H101V87H102V91L101 90H99L98 88H97V86H99ZM181 85V84H180ZM183 85V86H184ZM171 86V87H172ZM179 86V85H178ZM182 86V85H181ZM195 86H197L196 84H195ZM229 86V85H228ZM35 87V86H34ZM225 87H227V85H225ZM174 88H175V86H174ZM173 88V89H174ZM228 88V87H227ZM229 88H231V85H230V87ZM229 88L227 89V90H229ZM31 89H34L33 88V86H32V88H29L28 90H31ZM137 89V90H138ZM181 89H184L183 87L181 88ZM199 89V91H201L200 90V88H198ZM216 89V88H215ZM226 89V88H225ZM175 90H176V92L179 90V89H176L175 88ZM197 89L195 88V91H196ZM216 90H218V89H216ZM197 92L196 91V94H198V95H196V100L198 99V101H201V99H202V97H203V94H201L200 92ZM194 92V91H193ZM66 93H67V95H66ZM65 93V95H66V97L65 98H63V99H66V101H68V102H65V100H64V102L66 103L65 105L67 106H65L66 108L65 109H67L69 112H70V109H71V114L73 113L72 111H74V109H75V105H76V103H75V105L73 104V102H75V100L74 99H71L72 98V96H74L73 95V93H70L69 91L68 92H66ZM174 93H175V91H174ZM178 93H179V91H178ZM176 94V93H175ZM174 94V95H175ZM194 94H195V92H194ZM202 96H201V95ZM50 94H48L47 93V95L46 96H48L47 97V99L51 102V104H53V103H55V102H53L52 103V101H54V99L52 98V95H50ZM64 95V96H65ZM173 94H171V96H172ZM177 95V94H176ZM200 95V96H199ZM30 96H35L34 94H30ZM178 96V95H177ZM218 95H216L215 97H217ZM173 98H174V100L173 99H170L169 98V100L167 101V103L168 104H170L171 105V102H176V105L174 104H172V106H174V107H172V108H175V109H177V108H179V107H176L178 104L180 105V101L178 100V97H177V99L175 98V96H172ZM31 98V97H30ZM29 98V99H30ZM74 98V97H73ZM200 98V99H199ZM168 99V98H167ZM31 100V99H30ZM52 100V101H51ZM73 100V101H72ZM82 100V99H81ZM47 101V100H46ZM71 101V102H70ZM111 101L113 102L114 101V98H112L111 99ZM166 101H164L163 103L164 104H166ZM197 101V102H198ZM82 102H83V100H82ZM89 103H90V101H88ZM115 102V101H114ZM47 103H49V102H47ZM199 103V102H198ZM194 104V103H192V104H194L193 106H197L198 105V107L197 108H206L207 109V104H205V103H202V105L200 104ZM206 103H207V101H206ZM228 103L230 104V102H226V105L224 106V108H225V111H223V112H225L224 114H220L219 112H221L222 110L221 109H224V108H221V109H219V112H214L213 110L214 109H212V113L210 114V112L209 113H207L206 115H204V116H206L205 117V119H204V117L202 118V116H203V114L205 113V112H201V113H196V115L195 116H193L192 117V115L191 116H189L190 118H188L187 116H184L183 117V121H180L182 118H181V114H180V119H177V121H179L180 123L179 124H181L182 126H184V127H187L188 126V128L193 132V135H196L197 133H199L198 135H196V136H198V137H201V138H205V137H207V138H209L210 137V134L213 132V131H215V129H216V133H214V134H216V136H215V139H217V141H215V139H213L214 140V142H212V145H211V149L215 152V154H222L221 152L223 151V153L224 152H227L232 146L234 147V145L235 144H237V145H241L243 148H245L244 150H250L251 151V149H253V147L255 146V149L257 148L258 150H260V151H264V129H262V128H264V127H260V125H259V127L261 128V130H259V131H257V133H255L254 135H253V132L251 133V131H250V129H253V127H252V125L249 127L248 125H247V122L246 121H248V120H246V118L245 117H243V118H245V119H243V120H241L240 121V119H237V117L236 116H234V113L232 114V113H230V111H232L231 110V107L228 105ZM262 103V102H261ZM57 104V103H56ZM72 104V105H71ZM84 104H86V103H84ZM84 104H82V105H84ZM92 104V103H91ZM96 104V103H95ZM166 105L167 106V108H164L163 107V104H162V107H163V109H167L168 111H169V109H168V106L170 107V105ZM192 104L190 105L189 104V106H190V108H188V106H187V108L188 109H186L185 110V108H182V107H180V108H182V110H184V111H188L189 112V109H191L190 110V112L192 113V111L194 110L193 108H191L192 107ZM260 104V103H259ZM81 103H80V108H81ZM92 105H94V103L92 104ZM92 105H84V106H86V108H87V106L89 107V109L90 110H92V112H90L89 110L88 111H85V112H87L88 114L90 113V115H87V117H90V118H88V120L86 119V118H83L84 116H82L81 115V117L80 118H83L82 119V121L80 122L79 121V123L77 124V129H74V128H72V130L74 129L75 131H73L74 132V135H75V133H76V131L78 130V131H80V130H82L83 128H88L87 129V131L85 132L84 130L85 129H83V131L84 132H82L81 134L82 135H80V132H78L79 134H78V137H79V140L80 139H82V140H80L81 142V144H84V146L83 145H81L80 147H82V148H80L79 150H85V152L83 153V151H80V152H78L77 153V156H75V155H73L72 153H71V156L72 157H70L69 156V158L68 159H73V161H71V160H69L72 164L70 165L71 166V169H72V171L75 173H78V170L79 169H81L82 168V164H83V162H85V164L87 165H91V167L90 168H92V167H96V166H98L99 167V170H98V174L97 173H95V170L94 171H92L91 169H87V168H85V169H81L79 172H80V177L79 178H76L77 180L78 179H80L79 181L80 182H77L78 183V185H77V183H76V181L77 180H75V181H73V179H72V182L70 181H68L70 178L69 177H67L68 175H67V173L66 174H64V175H67V176H64V177H67L66 179H67V182H65L64 180H66V179H64V178H61V179H63V181H64V183L66 184V185H64V183L62 182V180H61V182H60V180H59V182L58 181H56L55 179H54V181H56V182H52V180H50L49 179V177H51V178H53V177H56L55 175L57 174V171H55V173H53V174H55L54 176L51 174V172H53V171H51V169L53 168V167H55V166H59L60 167V165L62 166V164H61V162H63V160L61 161V160H59L58 158H60V157H62V156H64V157H62V159L64 158V159H66L68 156H67V153H69V152H71V151H68V147L70 146V143L68 142V141H70V139L72 138L71 137V135H70V137L68 136H66V140H68L67 142L69 143V144H67V142H65V140L63 141L61 138H63V136H64V132H67L68 131V133H69V129L71 128V126L73 125H71V126H69L70 125V123H71V119H70V122H68L69 124L67 125L68 127H70V128H66V126L65 127H63V128H58V125H56V127L58 128V130L59 131H54V130H57L56 129V127H52L53 126V124H55V122L54 123H52V125H50L51 123H49V125L48 126H50L51 127V129H49V127H48V130L47 131H45L44 132V130L41 128V127H39V128H37L38 130V134H35L37 131H35L33 134H35V135H33L32 134V132L31 133H29V134H27V136L25 135L24 137H22L23 139H29V136H30V138L31 139H29V140H27L28 142L30 141V143H26L27 141H26V139L25 140H21V142H20V144L19 145H16V147L17 146H21V149H19L20 151H23V154H25L24 152H26V149L28 150V148L30 147V149H31V151H30V154L28 155V157H27V155L25 154V157L24 158H26L27 157V159H26V163H29V165H27V166H30L31 164V166L33 167L35 164H38L39 163V165H37V166H35L36 168H34L35 170L39 167L40 169H41V167L44 169L43 171L41 170L40 171V169L38 168L37 169V171L36 172H38V171H40V172H38L37 174L38 175H34V177H36L35 179H32L31 177V179L32 180H30V178H29V180L27 181L26 179L28 178V174L30 173V171H28V169H23L24 170V172H23V170L21 169L20 170V174L21 173H24V174H22V175H20L17 171H14L15 169L17 170V168L15 167L16 166V164H15V166H13V163L11 164V163H8V165H12V167H14L13 169L11 168V165L9 166V168H11V171H12V175H13V178H11L10 176H7V175H5L4 177H3V180H6L8 177V180H7V183H8V181H9V179L11 178L12 179V181L10 180V182L12 183V184H10L12 187H14L15 186V184H17L16 186H18V183L19 182H21V184H19V186L18 187H14L15 189H16V191H13V190H9L10 192L12 191V194H14L15 192H16V195L14 194L13 196H8V195H12V194H9L10 192L8 191V194H7V190L9 189V188H12L10 185H9V183H8V186H9V188H8V186L6 187V189L4 188L5 187V185H2V184H0V264H48L49 263V258L48 257H50V256H53V254H57V256L59 257V255L61 256V257H63V258H61V260L60 261H62V260H64V259H66L67 258V256H71L73 259H75V264H105L106 262L108 263L109 262V260H110V262H111V264H117L116 262H117V259L119 260L118 261V263L121 261V262H124V263H126L128 260H130V259H132V263H135L136 264V261H137V264H146V263H148L149 262V264H152L150 261H148V259H145V256H146V254L148 253V257H149V255H150V253L153 255V254H157V255H160V254H163V259L162 260H160V264L162 263V264H183V262H184V264L186 263L187 264V260H186V257L188 256L189 257V255L192 253L193 255H194V253L193 252H196L195 250L193 251V247L194 248H196L199 244H197V241H199L201 238H199V237H203L202 236V234L204 235V233H206V231H210V233H211V235H210V237L206 240V241H203V244H205V246L203 245V250H204V248L206 249V250H208L207 252H206V250H205V256L207 255V253L210 251L209 250V248H210V246H213V247H215V246H217L218 247V244L220 243V241H219V243L217 242V240L219 239V236L217 235V234H223L224 232H227L226 230L227 229H229V228H231V226H232V228L234 227L235 228V226H233V224H235V221H236V219L238 220V222H239V224L237 225L238 227H236L234 230L237 232V233H240V232H238L237 230H241L242 228L244 229H247V227H248V229H251V227L252 226H247L248 224H250V222L252 221L253 223H256V224H254V226L256 225V226H258L257 228H258V230H260L261 229V225L262 224H264V213H261V212H264V211H262V210H264V206H261V205H259V204H257L256 202H259L260 201V204H264V203H262L261 202V200H264V185H261V183L262 184H264V182H262V181H264V177H262L260 174V177H259V175H257L258 177L257 178H254V181H253V178L252 179H250V178H248V177H250V176H248V177H244L243 179L244 180H242V177H241V175L242 174H240V178H241V180H242V182H241V185L243 186V188L242 189H244V188H246V189H244V191H242L241 190V185L239 186V185H237V181L236 180H238V182H240L241 180H240V178L239 179H235V181L236 182H234L233 180H229V178H233V177H229L228 178V174L226 175V177H225V179L226 178H228V179H226L227 181H225L226 183H227V185L225 184V182L223 181V183H222V180H224V178L222 177V174H223V176H225L224 174L225 173H221V176H220V178L222 177L223 179L220 181V183H222V184H225L224 185V187H223V189H218L219 188V186H222V184L220 185V184H218V187H217V183L219 182V180H218V182L217 181H214V183H213V180L210 178V177H212L213 175H212V171L210 172V170L211 169H208V171H207V173H206V175H207V178H204V179H202L201 178V180H200V178L198 179V178H196L193 174V172L192 173H190L189 171V168L187 169V165H185V164H188V161L186 160V162L184 163V158H189V159H193L194 157H195V153H196V151H197V149L199 150V142L197 143V142H195V144H190V148H189V146H188V148H187V150H185V148L183 147V149L182 150H185V151H182L181 152V150H179L181 153H177V150L175 151L174 149H173V151H170L169 152V154H168V156H174V162H176V161H178L177 163H179L181 166L180 167H182L183 169H182V172L180 173V175H179V177H178V179L177 180H175V179H173L174 181H178L179 179H181L180 181L181 182H179L178 184L181 186V188L180 187H178L177 185H174V184H176V183H172V181H170L171 182V184H172V186L171 187H169V185H168V182L166 181V180H168V179H172V177L171 176H169V178L167 179L166 177H167V175L169 174V170H168V174L167 175H165V174H163L162 176H161V174H160V178H159V180L158 181H153V180H151V179H153L152 177H151V179L149 178V176H148V174H147V170H145V169H142V171H140L141 173H138V174H140V176L139 175H136V177L133 179V177H132V180L134 181V184L132 185V187H130V189H129V187L127 188V183H129V182H127L126 183V180H128L129 178V176H125L124 177V179H125V183H123V181H122V183L123 184H121L122 185V187H124L125 188V186H126V188L125 189H123L122 187L121 188H118V187H120V185L118 186V185H115V184H113L116 180H117V178H116V180H115V178H113V176H112V173H114V171L116 172V169L118 170L119 169V166H120V163L122 162V164H123V161H121L119 158H117V157H119L120 156V154L122 155V157H124L125 155H124V153L122 154V153H120V152H122L121 150H125V152L127 151V152H129L130 151V153L132 152V154L135 152V153H137L136 151H138L137 149H138V147H137V145H139V147L141 148V149H143V150H141L140 148H139V151L141 150L142 152L144 151L145 152V155H148V157L150 156V155H152L151 157L152 158H154V160L156 159L155 158V156L157 155V154H155L154 152H156L158 149L157 148H161V146H169V148L171 147V148H177L178 147V143L176 142V135H174V131H172V133H170L169 131H168V129H166L168 132H166L165 131V128L166 127H169V124H164L165 125V127H164V125H162L164 128V131H160V129H159V131H157V132H155V133H158L157 135L155 134V133H153V134H155L157 137H158V139H159V141H160V143H158L157 142V140L156 139H153L152 138V136H150V135H153V134H151V132H149L148 131V133L150 134H148L147 133V135L145 134V135H143V130L141 129L140 131H141V134L139 133V135H141V136H139V138L137 137V138H135L136 137V135H135V133L137 132V128H135L134 126H133V124H135L133 121H132V118H133V114H135L136 112H137V110L136 109H139V108H135L133 111H130V113H131V115H127L128 117H125V115H126V113L124 114L123 112H122V114H124L123 115V119H125L126 120V122L128 121L127 119H129L130 121H132L133 122V124H132V122H130L131 124H132V128L134 127L135 129H136V131H135V129L134 130H130V127H128L127 125H129V124H127L126 123V125H125V127L127 126V128H125V127H123V125L125 124V122H123L122 120H121V125H119V122H117L118 120H116V122H113V124H115V123H117L116 125H114V127H113V131H112V128H110V126L109 125H112L113 126V124H112V121L114 120L113 119V115H114V113H115V110L117 111L118 109H116V107L113 109V110H111L110 109V111L108 110V113L106 112L107 110H105L104 112H103V110H102V112L104 113V114H110V113H112L113 111V115L111 116V118L110 117H106V121H108L109 122V124L103 119V123H101L100 124V120H99V122H98V118L100 117L99 115H102V113H97L96 112V114H94L95 113V111L93 112V109H94V107L92 106ZM224 105V104H223ZM223 105H221L222 107H223ZM53 111H50V116L48 117V121H50L51 119H52V117L53 118H55V114L54 113H57V110L55 111V107H56V109H58L59 110V108L57 107V106H59V105H55V104H53ZM78 106V105H77ZM83 106V107H84ZM91 106H92V108H91ZM95 106V105H94ZM165 106V107H166ZM195 106V107H196ZM209 106V108H210V105H208ZM212 106V105H211ZM213 108H215L216 106H215V104H213ZM70 107V109H68ZM262 107H264V104H262ZM172 108H170L171 110H172ZM217 108V107H216ZM82 110L84 109V108H81ZM81 109H79V111H81ZM162 109V110H163ZM196 109V108H195ZM261 109V108H260ZM86 110V109H85ZM94 110H96V109H94ZM136 110V112H134ZM181 110V113L183 112L184 113V111H182ZM208 110V109H207ZM206 110V111H207ZM221 110V111H220ZM228 110V111H227ZM253 110V109H252ZM12 111H13V114H17L16 112H17V108L16 107H12ZM84 111V110H83ZM112 111V112H111ZM164 111V110H163ZM162 111V112H163ZM209 111V110H208ZM217 111V110H216ZM256 111V113H257V110H255ZM255 111H253L254 112V115L256 114L255 113ZM51 112L53 113V115H51ZM78 110H76V114H73L74 115V117L76 118V117H78L79 116V114H80V112H78ZM106 112V113H105ZM119 113L118 114H116L115 115V118L120 114V115H122L120 112L121 111H118ZM134 112V113H133ZM158 112V114H159V111H156V113ZM167 112V111H166ZM166 112H164L165 114H166ZM173 112H178L177 110L176 111H174V110H172V113ZM186 112H185V114H186ZM194 112V111H193ZM223 112H221V113H223ZM252 112V113H253ZM87 113H85V114H83L82 112H81V114H83V115H86ZM183 113H182V115H183ZM190 113V114H191ZM229 115H228V114ZM260 113H264V108H262V110H261V112ZM92 114H94L95 115V118L97 119V120H95L94 118H93V115ZM138 114V113H137ZM137 114H135L134 115V117H136L137 116ZM165 114L163 115L162 114V116L164 117L165 116ZM168 114V113H167ZM178 114V113H177ZM189 114V113H188ZM202 114V115H201ZM214 114V115H213ZM218 114V115H217ZM225 114H227V115H225ZM232 116H231V115ZM73 115H71V116H69V118H73L74 119V117H73ZM96 115H97V117H96ZM176 115V114H175ZM174 115V116H175ZM179 115V114H178ZM216 115V116H215ZM236 115V114H235ZM253 115V114H252ZM251 115V116H252ZM262 115H264V114H262ZM52 116V117H51ZM99 116V117H98ZM105 116V115H104ZM241 116V115H240ZM19 117V116H18ZM15 118V119H20V118ZM86 117V116H85ZM132 117V118H131ZM162 117V118H163ZM172 118V116H165L163 119H166V122L168 123V122H170L171 123V121L173 120V119H171ZM177 117V115L175 116V118ZM179 117V116H178ZM177 117V118H178ZM210 117V118H209ZM249 117V116H248ZM257 118H258V116H256ZM101 118V117H100ZM108 118H110V120L108 119ZM127 118V119H126ZM226 118V119H225ZM238 118H240V117H238ZM14 119V120H15ZM79 119V118H78ZM84 119H85V121H84ZM113 119V120H112ZM117 119V118H116ZM120 119V118H119ZM163 119H161L162 120V124L163 123H165L164 121L165 120H163ZM170 119V120H169ZM247 119H249V118H247ZM57 120V119H56ZM58 120H59V118H58ZM57 120V121H58ZM62 121L60 122V124L62 125V126H64V125H66L67 124V121H66V124H64V121H63V119H61ZM69 120V119H68ZM75 120V119H74ZM74 120H72V121H74ZM112 120V121H111ZM124 120V121H125ZM134 120V119H133ZM161 120H158V124H156L157 125V127L159 128V125L161 124L159 121H161ZM246 120V121H245ZM18 121V120H17ZM52 121H53V119H52ZM60 121V120H59ZM59 121L57 122V123H59ZM102 121V120H101ZM115 121V120H114ZM135 121V120H134ZM174 122H175V120H173ZM257 121V122H256ZM261 121H264V117H262L261 119H260V121L258 122V119H256V120H254V122H256L255 124H257V126L256 127H258V124H260V122ZM13 122H15V121H13ZM76 122V121H75ZM105 122V123H104ZM129 122V121H128ZM172 123V124H177L178 122H176V123ZM73 123V122H72ZM42 124V123H41ZM59 124V125H60ZM81 124H85V125H83V128H81V129H78L79 127H82V125ZM106 124H108V126L107 127H109V128H104V126H106ZM178 124V125H179ZM80 125V126H79ZM180 125V130L181 129H183L182 128V126ZM261 125H264V124H261ZM55 126V125H54ZM73 126H76V125H73ZM72 126V127H73ZM61 127V126H60ZM156 127V128H157ZM172 127H175V126H171V128ZM177 127V126H176ZM68 129V130H66V129ZM124 128V129H123ZM128 128H129V130H128ZM131 128V129H132ZM139 128V127H138ZM162 128V127H161ZM178 128V129H179ZM214 128V129H213ZM223 128H225V129H223ZM41 129V131H43V132H40L39 130ZM47 129V128H46ZM105 129H107V131L105 130ZM110 129H111V132H110ZM176 129V128H175ZM186 129V128H185ZM204 129H208V131H209V129H211V131H209V133H207ZM51 130V131H50ZM61 130V131H60ZM66 130V131H65ZM172 130H174V128H172ZM184 130V129H183ZM186 130H188V129H186ZM220 130V131H219ZM227 130V131H226ZM54 132L55 134H57L58 132V134L57 135H59V138L61 139H58V137H57V141L55 140V139H53V141H48V139L47 140H41V141H44V142H42L41 144H40V142H39V145H40V147H38L37 145H36V143L38 142L36 139H41V136H42V134L41 133H46V135L48 134L47 132H50L49 134H52L51 132ZM146 131V130H145ZM151 131V130H150ZM226 131V132H225ZM63 132V133H62ZM73 132L72 133H70V134H73ZM108 132H110V133H112L113 132V137H111L110 135H112V134H110V135H107V133ZM115 132V133H114ZM135 132V133H134ZM147 132V131H146ZM211 132V133H210ZM219 132V133H218ZM0 135H1V137L3 136V134H2V130L0 129ZM39 133L41 134L40 136H39ZM53 133V135L52 136H54L55 134ZM84 133V134H83ZM129 133H133V135L132 136H130V134ZM178 133H181V131L180 132H176L175 134H178ZM220 133H221V135H220ZM11 134V133H10ZM62 134V135H61ZM109 134V133H108ZM115 134H117L116 136H118V134H119V137H117V141L116 140H114V139H116V137H114L115 136ZM128 134H129V136H128ZM31 135L34 137L35 136V138H34V140L35 141H37L36 143H34L36 146H37V148H36V146L35 145H33L32 143H31V141L33 140L32 138L33 137H31ZM45 135V134H44ZM66 135V134H65ZM74 135H73V137H74ZM109 136V138L111 137V139H109L107 136ZM135 135V136H134ZM137 135H138V132H137ZM200 135V136H199ZM218 135H220V140H218ZM252 135L256 138V140L255 141H253L252 140ZM38 136H39V138H38ZM48 137H49V135H47ZM212 136H214V135H212ZM20 137V136H19ZM44 137V136H43ZM42 137V138H43ZM75 137H76V135H75ZM157 137H155V138H157ZM4 138V137H3ZM47 138V137H46ZM50 138V137H49ZM51 138H53V137H51ZM67 138H70V139H67ZM150 138H151V140H152V142L151 141H149L150 140ZM203 138V139H204ZM206 138V139H207ZM73 139V138H72ZM77 139V138H76ZM138 139H141V140H138ZM209 139H211V138H209ZM211 139V140H212ZM235 139H236V141H235ZM4 140H5V138H4ZM3 140V142H2V138L0 139V143H5V144H3V145H1V146H7V145H9V146H7V148H8V150H9V152H8V150L6 149V148H4V149H6L5 151H4V153H6L5 155H7V156H9V155H11V154H13L14 153V151L12 150V149H14L15 150V148H11L10 149V147H12V146H14V144L12 143H9V141L8 140H5L4 141ZM16 140L18 141V139L16 138ZM16 140H14L15 142H16ZM34 140H33V142H34ZM51 140V139H50ZM75 140V139H74ZM74 140H73V142H72V144H74V143H76V142H74ZM78 140V139H77ZM112 140V141H111ZM212 140V141H213ZM25 141V142H24ZM54 141H56L55 143H54ZM72 141V140H71ZM70 141V142H71ZM153 141H154V143H153ZM199 141V140H198ZM221 141V142H220ZM235 141V142H234ZM256 141H259L258 143H255ZM261 141V142H260ZM53 142V143H52ZM134 142H136V143H134ZM157 142V143H156ZM220 142V143H219ZM226 142H228L227 144H225ZM240 142H241V144H240ZM18 143V142H17ZM23 144V146H22V144ZM26 143V144H25ZM77 143H78V141H77ZM76 143V144H77ZM197 143V144H196ZM38 144V143H37ZM79 144V143H78ZM136 144V145H135ZM28 145V147H26ZM86 145V146H85ZM229 145V146H228ZM0 146V147H1ZM26 148H25V147ZM35 146V147H34ZM231 146V147H230ZM118 147V148H117ZM136 147H137V149H136ZM227 147H230L229 149H227ZM23 148H25V149H23ZM34 148H36V149H34ZM70 148H72V149H76L75 147L73 148V147H70ZM242 148V149H243ZM17 149H18V147H17ZM16 149V150H17ZM72 149H69V150H72ZM119 149H121V150H119ZM254 149V150H255ZM256 149V150H257ZM15 150V151H16ZM19 150H18V152H15L16 153V155H17V153L19 154ZM25 150V151H24ZM36 150V151H35ZM109 151L108 153H107V151ZM227 150V151H226ZM230 150H232V152H233V148H231ZM229 150V152L231 153V151ZM13 151V152H12ZM78 151V150H77ZM87 151H88V154H87ZM102 151H105V152H102ZM117 151V152H116ZM237 151V150H236ZM239 151H240V149H239ZM12 152V153H11ZM29 152V151H28ZM27 152V153H28ZM73 152V151H72ZM91 153V155H92V158L91 159H89V161H93V159L95 160V154H97V165L96 164H91L88 160H85V161H83V159H85L84 157L82 158V154H83V156H88V157H91V156H89V154ZM103 154H102V153ZM127 152H126V154H127ZM142 152H139L140 153V155H143L144 154V152L142 153ZM254 152V151H253ZM10 153V154H9ZM15 153H14V155H15ZM36 153V155H34ZM38 153V154H37ZM73 153H75L76 154V151L75 152H73ZM86 153V154H85ZM101 153V154H100ZM105 153H107V155L105 154ZM120 153V154H119ZM129 153V154H130ZM138 153V154H139ZM240 153V152H239ZM242 153V152H241ZM240 153V154H241ZM257 153H258V151H257ZM261 153H264V152H261ZM22 154V153H21ZM19 155L18 157L20 158L21 156H24L23 154L22 155ZM79 154V155H78ZM94 154V155H93ZM132 154H130V155H132ZM155 154V155H154ZM176 154H177V156H176ZM236 155L234 156V158L237 156V154L238 153H235ZM31 155V159L29 158V156ZM58 155H62V156H58ZM66 155V156H65ZM70 155V154H69ZM130 155H128V157L130 156ZM239 155V154H238ZM34 156H35V158H34ZM37 156V157H36ZM102 156V157H101ZM241 155H239L238 157H240ZM248 156V155H247ZM10 157V156H9ZM8 157V158H9ZM17 157V156H16ZM17 157V158H18ZM58 157V158H57ZM66 157V158H65ZM87 157V158H88ZM232 157V156H231ZM230 157V158H231ZM41 158V160H43V162L41 161V160H39ZM100 158V159H99ZM150 158V157H149ZM152 158H150L151 160H149L151 163H149V164H151V165H154L153 164V162H155V161H153L152 162ZM233 158V157H232ZM232 158H231V160H232ZM14 160V157L13 158H11V159H9V160ZM36 159H38L40 162H41V164H40V162L38 161V162H36V163H34L35 162V160ZM118 159L121 161H118ZM124 159V158H123ZM177 159H179V160H177ZM247 159L248 160H250L251 159V161H253L252 160V158H250V157H247ZM17 160V159H16ZM16 160H14L15 162H17ZM21 160V159H20ZM29 160V162H27ZM146 161H147V159H145ZM145 160H140V165L142 166V168L146 165V161ZM230 160V161H231ZM235 160V159H234ZM3 161V160H2ZM2 161H1V166H2ZM22 161L24 162L25 160L24 159H22ZM33 161V162H32ZM37 161V160H36ZM52 162L51 164H54V165H51L52 167H49V169H47L46 170V168H44V166H41L42 164L43 165H45L46 167H47V162ZM99 161V162H98ZM129 161H130V163H129ZM127 160V165L128 166H130V164H131V159L130 160ZM236 161V160H235ZM235 161H231V163L232 164H230V162L228 161V165H229V169H231V167H233L234 165L233 164H235ZM10 162V161H9ZM234 162V163H233ZM6 163V162H5ZM25 163V164H26ZM20 164H23L22 162L20 163ZM84 164V166L86 167V165ZM156 164V163H155ZM64 165V164H63ZM87 165V167H89ZM124 165V164H123ZM133 165V163L131 164V166ZM226 165H227V163H226ZM233 165V166H232ZM7 166V165H6ZM17 166H18V164H17ZM22 166H24V165H22ZM27 166H25V167H27ZM30 166V167H31ZM50 166V165H49ZM84 166H83V168H84ZM130 166V167H131ZM184 166V167H183ZM19 167V166H18ZM25 167H23V168H25ZM64 167H69V165H65ZM81 167V168H80ZM120 167H122V166H120ZM149 167V166H148ZM148 167L146 168V169H148ZM2 168V167H1ZM4 168H5V166H4ZM21 168V167H20ZM29 168V167H28ZM227 168V169H228ZM235 168V167H234ZM6 169V168H5ZM8 169V168H7ZM6 169V170H7ZM34 169H32V168H30V170H34ZM181 169V168H180ZM228 169V170H229ZM4 170V169H3ZM8 170H10V169H8ZM35 170H34V173H36L35 172ZM62 170V169H61ZM96 170H97V168H96ZM102 171V173H104V174H106V175H109L110 177H105V176H99V175H101L100 174V172ZM251 170V169H250ZM10 171V172H11ZM22 171V172H21ZM49 171V172H48ZM120 171H121V168H120ZM164 171V170H163ZM163 171L161 172V173H163ZM167 171V170H166ZM237 171V172H236ZM236 171H235V174L236 175H239L238 173H239V171L236 169ZM4 172H6V171H4ZM9 172V171H8ZM7 172V173H8ZM112 172V173H111ZM118 172V171H117ZM116 172V173H117ZM165 172V171H164ZM230 172V171H229ZM233 172H234V170H233ZM252 174L255 176V171L252 169ZM254 172V173H253ZM16 173V174H15ZM61 173H62V171H61ZM61 173L60 174H57L58 176H60L61 175ZM167 173V172H166ZM170 173H172V172H170ZM231 173V172H230ZM229 173V174H230ZM241 173V172H240ZM72 174V173H71ZM159 174V173H158ZM210 174V175H209ZM251 173L249 172V175H250ZM257 174V173H256ZM11 175V174H10ZM14 175L15 176H17V177H14ZM30 175L33 177V175H32V173H30ZM29 175V176H30ZM51 175V176H50ZM70 175V174H69ZM77 175V174H76ZM119 175H121V172H120V174ZM157 175V174H156ZM155 175V176H156ZM170 175V174H169ZM173 175V174H172ZM205 175V176H206ZM234 175V173H232V175L231 176H233ZM235 175V176H236ZM244 175V174H243ZM242 175V176H243ZM246 175V174H245ZM248 175V174H247ZM246 175V176H247ZM253 175H252V177H253ZM7 176V178H5ZM53 176V177H52ZM70 176H73V175H70ZM75 176V175H74ZM73 176V177H74ZM122 176V175H121ZM176 176H178V175H176ZM175 176V177H176ZM209 176V177H208ZM230 176V175H229ZM21 177V178H20ZM27 177V178H26ZM76 177V176H75ZM114 177H116V175L114 176ZM117 177H118V175H117ZM120 177V176H119ZM118 177V178H119ZM158 177V176H157ZM174 177V178H175ZM214 177V176H213ZM219 177V175L216 177V179H219L218 178ZM1 178V177H0ZM14 178H15V180L16 181H18V182H15V180H14ZM18 178H20V179H18ZM24 178H25V180H24ZM57 179H59L58 177H56ZM110 178L111 179H114V180H111V182H112V184L113 185H115V186H118V187H115V186H112V184L111 183H108V182H110ZM122 178H123V176H122ZM126 178H128V179H126ZM235 178V177H234ZM248 178V179H247ZM22 179V180H21ZM103 179H104V181L107 179V184H109V185H107V186H104V184H106V183H101L102 181H103ZM158 178H154V180H157ZM215 178H214V180H216ZM257 179V181H259L258 182V184H255V186L253 187H250L251 185H250V182H251V184L253 185V183H256L255 182V180ZM1 180V179H0ZM123 180V179H122ZM132 180L130 181V183L132 182ZM151 180V181H150ZM240 180V181H239ZM248 180V181H247ZM31 181H33V182H31ZM114 181V182H113ZM119 181H120V179H119ZM118 180H117V182H119ZM147 181H149V182H147ZM173 181V182H174ZM0 182H2V181H0ZM5 183H6V181H4ZM22 182H24V183H22ZM25 182H26V184H25ZM117 182H115L116 184H117ZM169 182V183H170ZM216 182V183H215ZM249 184V186L247 185V186H245V184ZM249 182V183H248ZM61 183V184H60ZM69 183H71V184H69ZM99 183H100V185H102V186H97V185H99ZM148 183H150V184H148ZM120 184V183H119ZM146 184V185H145ZM148 184V185H147ZM170 184V185H171ZM214 184H215V187H217V190H216V188L214 187ZM237 185V187L239 186V188H235V186ZM7 185V184H6ZM45 185H47L46 187H44ZM131 185V184H130ZM150 185V186H149ZM197 185V186H196ZM104 186V187H103ZM129 186V185H128ZM145 186V187H144ZM195 186L197 187L196 189H195ZM245 186V187H244ZM44 187V188H43ZM49 187V188H48ZM73 187H75V188H73ZM113 187H115L114 188V191H115V193H113V194H111V189H113ZM145 189H144V188ZM182 187H183V189H182ZM8 188V189H7ZM48 188V189H47ZM180 188V189H179ZM189 188V189H188ZM215 188V189H214ZM222 188V187H221ZM19 191H18V190ZM182 189V190H181ZM188 189V191H186ZM44 190V191H43ZM97 190V191H96ZM179 190H180V192H179ZM243 192H241V191ZM18 191V192H17ZM94 191H96V192H98V193H96V194H93V192ZM192 191V192H191ZM189 192H191V193H195L196 194V196H197V198H196V196H194L193 198H196V199H198V197H199V199H198V201H199V203H197V201H196V203H197V205L199 206V207H202L201 209H199V212L197 211L198 210V208H196V211H195V209H194V211H193V209H191L192 208V206H193V204H194V199H191V196H190V193ZM67 193H71V194H68L67 195ZM47 195V196H46ZM91 195V197H93L92 195H96V197L94 198V199H96V204H92V203H90L89 202V204L87 205V207L85 208V201L87 200V197H89ZM19 198V199H18ZM62 198V199H61ZM90 198V197H89ZM163 198V199H162ZM259 199V201H258V199ZM61 199V200H60ZM74 199V200H73ZM195 199V200H196ZM254 199H257V201L256 202H254ZM261 199V200H260ZM13 200V201H12ZM54 200V201H53ZM70 200H73V201H70ZM89 200V199H88ZM191 200H193V202L191 201ZM251 200V201H250ZM18 201V202H17ZM249 202V203H248ZM94 203V202H93ZM242 203V204H241ZM246 203V204H245ZM238 204H240L241 206H239L240 208H241V210L242 211H240L239 209H237L236 211H239L238 213H239V215H238V213L237 212H234L233 211V209H235V207H236V205H238ZM243 204H244V206H243ZM196 205V204H195ZM215 206V207H214ZM218 206L220 207V208H218ZM197 207V206H196ZM238 207V208H239ZM85 208V209H84ZM142 208H144V209H142ZM215 208H218V209H220V211H221V215H219V213L217 214V215H213L216 211L214 210ZM232 210H231V209ZM189 210H191V211H193V212H191L192 213V215H191V213L189 212ZM10 212H11V214H10ZM106 212V213H105ZM200 213V215H199V217H197V216H194V214H196L197 215V213ZM223 212V213H222ZM10 214V215H9ZM69 214V215H68ZM216 214V213H215ZM233 214L234 215H236V216H238V217H236V218H234V220H233V224H232V219H231V221H229L228 220V217H229V219L231 218L230 216H233ZM7 215V216H6ZM9 215V216H8ZM259 215H260V217H259ZM262 215V216H261ZM111 217H117L116 219H113L114 221H112V222H115V223H112V222H110L109 221V219H112ZM192 217H194V219L192 218ZM198 218V221L199 222H197L198 224H199V226H198V224H196L197 225V227L195 226L194 227V229H192L193 228V226L195 225V222L193 221V220H196L197 218ZM225 218H227V219H225ZM249 218H251V219H249ZM87 219V220H86ZM191 219H192V221H191ZM118 220V221H117ZM251 220V221H250ZM117 221V222H116ZM247 221H250V222H247ZM12 222H15V224L14 223H12ZM190 222H192V227H190V225L191 224H189ZM227 222H229V227L227 226L228 224H227ZM231 222V223H230ZM251 222V223H252ZM112 223V224H111ZM11 224H13V225H16L15 227H14V229H12V231H10V228L9 227H7L6 225H8V226H10ZM100 224V225H99ZM102 224H104V226L102 227L101 225ZM258 224V225H257ZM98 225V226H97ZM181 225V226H180ZM96 226V227H95ZM183 226V227H182ZM190 228H188V227ZM245 226V227H244ZM256 226L255 227H253V228H256ZM99 227H101L102 229H104L105 228V231H106V233L104 232V231H101L102 232V234H101V232H99ZM106 227H107V230H106ZM109 227H111L113 230V232H110L111 233V235H110V237L108 236V238H107V241L105 240V238H106V236L108 235V231L109 230H111ZM168 227V228H167ZM240 227H242V228H240ZM260 227V228H259ZM262 227H264V226H262ZM13 228V227H12ZM19 228V229H18ZM108 228H109V230H108ZM238 228H240V229H238ZM4 229H6V230H4ZM9 229V230H8ZM153 230V234H156V236L157 237H159L158 238V240L159 241H157V243L155 242V239H153V238H156L155 236L154 237H150L151 239H153V240H151L150 238V240L149 239H146L147 237H149L150 236V233L152 232V231H149V230ZM187 229H189V231L191 232H188V230ZM219 229H222V230H219ZM160 230H166L167 231V233H168V231H169V233L168 234H172L173 235V239H171V237H170V235H168L167 233V235L170 237H168V238H166V241H168V243H166V244H164L163 243V241L165 242V238H162V236H163V234H162V232H160ZM231 230H233V229H231ZM230 230V231H231ZM150 232V233H148V232ZM163 231V232H164ZM220 233H219V232ZM229 231V232H230ZM247 231V230H246ZM251 231V230H250ZM255 231V230H254ZM253 230H252V232H254ZM79 232H81V234H83V233H94L95 235H94V239H93V241L95 242V243H97L98 244V246H99V243H101L100 241V239H104L102 242H104L105 241V245H106V243L107 242H109L108 240H109V238H110V241L112 240L113 242H111L112 244L111 245H113L114 247H115V245L117 244V242H119L120 241V243H122L123 245H124V247H123V249L122 248H120V249H122V250H120L119 251V254H116L115 253V255H112V256H110L111 254H112V252H110V251H113V249L111 250L110 248V251H108V250H105L103 247V249H104V251H102V249L100 248H98V246H97V248L99 249L97 252H93V253H91V254H87V253H89V252H87V253H83L82 252V249L83 248H81V249H79L80 248V244H81V241L79 242V240H75V242H72L75 238H74V236H78V235H74L75 233H79ZM143 232H146V233H148V234H146V237H144V235L142 236V234H143ZM234 233V231H231L230 233H225L224 235L226 236L227 235V237L228 238H225L227 241L228 240H230V242L233 244H231V246H233L231 249H230V247H229V249L227 250V249H225V248H223V247H220L219 246V248H220V250H219V252L222 254L221 255V257H217V255H216V257L214 258V264H264V238H259V236H260V233H264V229H262V231L260 232H257L255 235H257V234H259V236H258V238L256 239L255 237H253V238H255V239H253V241H251V240H248V238L246 237V239H247V241L245 242L244 240H242V242H241V240H240V237L241 236H239V234H237V233ZM241 232H242V230H241ZM252 232H250V233H252ZM103 233L106 235H103ZM202 233V234H201ZM243 233V232H242ZM248 233V232H247ZM246 233V234H247ZM250 233H248V234H250ZM71 234V235H70ZM162 234V235H161ZM165 234V233H164ZM195 234V235H194ZM199 234H200V236H199ZM244 234V233H243ZM66 235V236H65ZM70 235V236H69ZM101 235H103V236H101ZM148 235V236H147ZM171 235V236H172ZM208 235V234H207ZM240 235H241V233H240ZM252 235V234H251ZM251 235H249V237L251 236ZM255 235H253V236H255ZM262 235H264V234H262ZM7 236V238H5ZM79 236H80V234H79ZM144 237L145 239H146V241H142L141 239H143L142 237ZM195 236H197V237H195ZM221 236V235H220ZM165 237V236H164ZM192 237H194L195 239H193ZM204 237H206L205 235H204ZM224 237V236H223ZM222 237V238H223ZM261 237V236H260ZM79 238V237H78ZM126 238H129V239H126ZM190 238L192 239V240H190ZM11 239V240H10ZM98 239H99V242H98ZM117 239V241L115 242L116 244H114V241ZM118 239H120L119 241H118ZM124 239V240H123ZM132 239H134V242H138V241H140V242H143V244L141 245V246H134V242H133V240ZM161 239H164V240H162V243H163V246L160 248V249H158V250H156V248H158V245L156 246V244H158V243H161ZM169 239H171L173 242H174V246L173 245H170V242H169ZM187 239H189V241H190V243L187 245L186 244V240ZM197 239V240H196ZM242 239H243V237H242ZM250 239V238H249ZM8 240L10 241V244L8 243ZM12 240H14V244H16V245H14L13 244V242H12ZM127 240H132V243L133 244H131V242H127L126 243V241ZM157 240V239H156ZM170 240V241H171ZM194 240V241H193ZM201 240H203V239H201ZM220 240V239H219ZM223 241L221 242V244L223 243L224 244V238L222 239ZM150 241V242H149ZM188 240H187V243L189 242ZM191 241H193V242H191ZM196 241V242H195ZM226 241V242H227ZM235 243H234V242ZM243 241H244V243H247L248 244V246H241L242 245V243H243ZM12 242V243H11ZM140 242H139V244H140ZM172 242V243H173ZM196 243V244H194L193 245V243ZM200 242V241H199ZM217 242V243H216ZM241 242V243H240ZM95 243H94V245H95ZM129 243V244H128ZM156 243V244H155ZM217 244V245H215L214 246V244ZM238 243V244H237ZM243 243V244H244ZM8 244H9V246H8ZM11 244H13V245H11ZM131 244V245H130ZM136 244V243H135ZM226 244V243H225ZM74 245V246H73ZM82 245H83V243H82ZM101 245V244H100ZM103 245H104V243H103ZM102 245V246H103ZM109 246H110V244H108ZM108 245L106 246V247H108ZM118 245V244H117ZM120 245V244H119ZM123 245H120V246H123ZM126 245H127V247H126ZM131 246V248H130V246ZM137 245V244H136ZM155 245V249L154 248H151L152 246H154ZM188 247H187V246ZM201 245V244H200ZM229 245H230V243H229ZM237 245H240V251L239 252H241L240 253V255L239 256H236V255H238V250L236 251V253L237 254H234V252H233V248H236V246ZM246 245V244H245ZM7 248H6V247ZM93 246V245H92ZM175 247V248H173V247ZM196 246V247H195ZM209 246V248L207 249V247ZM221 246H226V245H221ZM4 247V248H3ZM75 247V248H74ZM111 248H112V246H110ZM170 247H172L174 250H172V248H170ZM177 247V248H176ZM212 247V248H213ZM6 248V249H5ZM117 248V247H116ZM115 248V249H116ZM125 248H127V249H125ZM181 248H182V251H181ZM190 248V249H189ZM228 248V247H227ZM55 249H57V250H55ZM92 248H90V250H91ZM106 249H108V248H106ZM148 249H150V250H148ZM184 249V250H183ZM189 249V250H188ZM191 249H192V251H191ZM197 249V251L198 250H200V249H198V248H196ZM89 250V251H90ZM94 250V249H93ZM126 250V251H125ZM185 250H187V251H191L190 253H188V255L186 256L185 255ZM217 250H218V248H217ZM254 250V251H253ZM116 251V250H115ZM122 251H123V253H122ZM147 251V252H146ZM151 251V252H150ZM184 251V252H183ZM200 251H202V250H200ZM200 251L199 252H197V253H200ZM227 251V252H226ZM109 252H110V254H109ZM216 252V251H215ZM113 253H114V251H113ZM118 253V252H117ZM127 254L128 256H130V259H127V261H125V258H126V256L127 255H125V254ZM210 253V252H209ZM214 253V252H213ZM216 253H218V252H216ZM52 254V255H51ZM56 254H55V256H56ZM108 254H109V256H108ZM166 254V255H165ZM184 254V255H183ZM203 254V253H202ZM211 254V253H210ZM233 254H234V256H233ZM50 255V256H49ZM62 255H65L66 256V258H64V256H62ZM118 255V256H117ZM155 255H153V256H155ZM200 256H201V254H199ZM209 255V254H208ZM213 255H215V254H213ZM55 256H53L54 257V259H55ZM125 256V257H124ZM147 256H146V258H147ZM151 256V255H150ZM185 257V259L184 260H182V258H184ZM192 256V255H191ZM190 256V257H191ZM195 257L197 256V258L199 259V257L200 256H198L196 253H195V255H194ZM193 256V257H194ZM109 257L111 258V259H109ZM118 257V258H117ZM121 257H124L123 259H124V261L122 260V258ZM161 257V258H162ZM190 257L189 258H187L188 259V264H190V262H192L193 263V259L195 260V258H191L190 259ZM209 257H210V255H209ZM212 257V256H211ZM210 257V258H211ZM48 258V259H47ZM51 258V257H50ZM57 258V257H56ZM120 258V259H119ZM201 258H203L204 259V254L200 257V259ZM60 259V258H59ZM149 259H150V257H149ZM154 259H156V258H154ZM199 259V260H200ZM50 260H53V259H50ZM157 260V259H156ZM159 260V259H158ZM182 261V263H181V261ZM197 260V259H196ZM195 260V262L196 263H193V264H197V263H199L200 261H196ZM212 260V259H211ZM47 261H48V263H47ZM67 261V260H66ZM65 261V262H66ZM116 261V262H115ZM162 261V262H161ZM186 261V262H185ZM201 261H202V259H201ZM209 261H210V259H209ZM208 261V262H209ZM69 262V260L67 261V263ZM128 263V264H132V263ZM53 263V262H52ZM52 263H49V264H52ZM54 263H55V260H54ZM57 263V262H56ZM58 263H60L61 264V262H58ZM63 263H64V261H63ZM66 263V264H67ZM73 263V262H72ZM153 263H156V261L154 262L153 261ZM157 263H158V261H157ZM210 264H212V261H210L209 262ZM208 263V264H209ZM71 264V263H70ZM200 264V263H199ZM202 264H206L205 263V261L204 262H202Z\"/></svg>", "mask_w": 264, "mask_h": 264}]
</instances>
